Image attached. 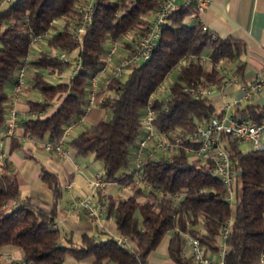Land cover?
<instances>
[{"label": "trees", "instance_id": "trees-1", "mask_svg": "<svg viewBox=\"0 0 264 264\" xmlns=\"http://www.w3.org/2000/svg\"><path fill=\"white\" fill-rule=\"evenodd\" d=\"M81 1L9 0L0 5V26L4 25L0 30V129L5 123L7 86L33 34L54 28L44 38L45 47L26 62L24 87L38 91L40 98L26 97L27 109L33 115L22 119L20 125L23 134L42 143L58 137L65 124L84 110L89 77L102 63L107 37L117 39L124 50L161 2L93 0L76 48L70 30ZM194 13L189 4L171 9L149 56L130 66L124 78L110 76L104 97L96 101L107 114L83 124L67 139L75 154H91L101 161L100 172L107 181L131 187L124 196L107 193L105 216L112 217L116 234L126 235L133 246L119 245L112 234L97 238L83 231L74 239L61 230L54 218L62 193L55 172L44 166L38 172L51 189L48 209L34 205L27 195L19 196L15 177L0 172V245L19 246L24 264H63L66 255L75 259L91 255V264H103L105 259L116 264H146L147 254L165 233L169 257L177 264H196L181 253V235L197 236L206 250L213 251L219 227L229 215L222 264H259L258 257L264 251V148L241 150L238 139L223 140L234 170L232 205L225 201L223 185L211 171L210 162L190 158L184 152L183 146L191 144L187 138L168 153L144 156L138 167L132 162L146 106L154 110V129L184 134L192 130L195 119L218 114L220 109L207 93L192 95L183 86L219 85L230 70L242 74L243 40L232 34L214 35L199 20L190 19ZM52 18L57 22L50 23ZM58 49L76 50L79 55L80 63L68 77H58L70 66L69 59L56 55ZM192 53L195 59L188 57L174 67L181 57ZM172 69L176 70L168 84V98L151 97ZM231 111L260 121L264 103L246 102ZM144 181L150 187L144 186ZM0 264L13 263L0 260Z\"/></svg>", "mask_w": 264, "mask_h": 264}, {"label": "built area", "instance_id": "built-area-1", "mask_svg": "<svg viewBox=\"0 0 264 264\" xmlns=\"http://www.w3.org/2000/svg\"><path fill=\"white\" fill-rule=\"evenodd\" d=\"M9 0H0V5ZM93 0H82L80 5V12L77 18L73 21L70 34L75 40L77 47L80 46L82 36L85 32L86 24L88 22ZM209 0H161L159 5L153 9L152 16L149 18L145 28L131 41L130 46L121 50L117 56L114 54L117 51L118 40L112 37H107L104 53L102 56V63L99 68L91 74L87 84L86 102L84 110L73 117L62 129V133L55 139L43 141L42 147L46 150L52 151L58 155H66L67 149L64 146V135L72 130V128L82 124L86 118V112L89 107L96 100L97 90H99V98L105 95V86L110 76H120L123 69L129 68L137 64L139 61L147 58L150 50L155 44L161 24L165 21L168 12L178 7V5H192L195 9V15L198 17L204 9ZM57 19L52 18L50 23H56ZM50 27L35 33L31 36V41L44 39L49 35ZM30 41V42H31ZM56 55L61 59H69L70 66L68 75L65 72H60L59 76H70L80 63L79 55L76 50L68 51L58 49ZM196 58V54H188L181 57L174 65L177 66L187 58ZM202 59H207L206 55H201ZM28 60V52L23 57L22 62L17 67L13 80L10 84V92L13 98H16L22 91L26 76V62ZM110 66V73L102 76L101 73ZM98 77L99 80H98ZM234 78V74L229 75L226 80ZM223 83V82H221ZM264 84V72L259 75L240 82L239 87L242 92L241 97H251L254 92L259 90ZM183 89L192 95L200 93H209V87H187ZM152 97V93H151ZM168 98V93L163 97ZM240 97L233 96L231 99H223L221 103L220 113L209 114L202 119H195L193 128L190 132L178 134L176 132H167L163 130H156L153 127L152 119L154 110L150 106H146L141 116L142 133L136 141L132 153V162L135 167H138L142 162L144 156L149 157L156 155L158 151L164 150L170 152L180 145L181 140L187 138L191 144L183 146L190 158L205 159L210 162L211 171L218 177L223 185V197L225 201L232 205L233 202V174L234 170L231 168V162L226 148L223 145V140L226 137L236 138L240 140L249 141L253 148H264V141L261 136L264 133V118L260 121H253L247 116H239L233 114L231 111L239 102ZM11 102V101H10ZM9 102V103H10ZM7 104L5 123L0 129V141L3 136L12 135L16 127V109L13 104ZM139 177V176H138ZM108 181L104 178L101 172H95L88 180L90 190L84 194L73 197L68 202V209L73 210L81 208L88 216L96 221L105 215L107 190L105 185ZM144 186L150 187L148 182H142ZM94 195H96L94 197ZM175 196H178L177 194ZM231 215H229L219 227L217 233V247L213 251L206 250L200 243L197 236L185 233L183 236L182 254L189 257V259L196 264H222L223 253L225 249V238L230 226ZM114 240L119 245L129 246L130 240L124 234L113 235ZM213 252V257H212ZM259 264H264V251L258 257Z\"/></svg>", "mask_w": 264, "mask_h": 264}, {"label": "crops", "instance_id": "crops-1", "mask_svg": "<svg viewBox=\"0 0 264 264\" xmlns=\"http://www.w3.org/2000/svg\"><path fill=\"white\" fill-rule=\"evenodd\" d=\"M151 16L152 13H150L149 18ZM190 19L199 20L214 35L232 34L244 42V50L240 55L244 61L242 74L239 75L235 70H230L225 73L224 79L221 81L223 83L209 86L208 96L216 109L221 108L223 99L229 100L233 96L240 97L235 107L246 102L264 103V84L248 98L241 97L242 92L239 87L241 81L251 79L255 74L261 75L264 72V0H209L200 16L192 14ZM205 62L207 63L208 60ZM64 72L65 75H68L69 69H65ZM231 74H234V78L226 80ZM7 93L8 103L11 101L9 104H13L16 109L17 123L14 133L3 136L0 141V172H7L15 177L19 196L27 195L34 205L45 209L51 205V189L39 177L38 172L40 166L55 172L62 186V193L55 207L56 225L71 237L73 235L78 237L79 233L83 231L93 234V229L97 227L98 232L105 235L111 234L104 230L105 223L111 216L104 215L102 220L96 221L81 208L68 209V202L71 198L90 190L88 180L95 172H98L97 163L93 161L94 158L90 154L85 156L75 154L67 139L76 134L83 124L93 122L101 115L98 109L99 105L96 103L99 98V90H97L96 100L86 112L85 121L64 135V146L67 149V154L64 156L46 149L41 150L40 148H43L41 141L34 140L29 135L22 133L20 121L33 115V112L28 111L26 103V97L31 95V91H27L23 87L21 93L13 98L10 85H8ZM60 97L61 94L53 102L59 101ZM261 138L264 141V133ZM165 153L167 152L161 150L156 155ZM121 185L129 186L128 184ZM120 186L108 181L105 188L108 193L118 195ZM198 228L201 229V226ZM184 234L180 238L181 248L183 247ZM167 240L168 233H165L147 254L146 264H177L168 255ZM131 246L133 243L130 241L129 247ZM0 260H7L13 264H24L22 249L13 244H1ZM92 260L93 256L91 255L78 259L66 255L63 264H91ZM103 264L116 263L111 259H105Z\"/></svg>", "mask_w": 264, "mask_h": 264}, {"label": "rangeland", "instance_id": "rangeland-1", "mask_svg": "<svg viewBox=\"0 0 264 264\" xmlns=\"http://www.w3.org/2000/svg\"><path fill=\"white\" fill-rule=\"evenodd\" d=\"M4 3H2V4H4ZM3 27H4V25H1L0 26V30H2ZM53 30H54V28H50L49 29V33H51ZM41 47H45V41H44V39L37 40V41H31L29 43L28 51H27L28 52V58L31 59L32 57H34L36 55V53L38 52V50ZM120 48H121V45L118 44L117 51L114 54V57L117 56L118 53L121 51ZM127 70H128V68L123 69L122 74L120 75V78H124L126 76ZM175 70L176 69H172L167 74V76L163 78V80L158 84V86L156 87V89L152 92V96H158L159 98H163L167 94L168 84L171 81V79L173 78L174 73H175ZM108 73H110V66L109 65H107L106 69L101 73V75L104 76V75H106ZM47 77L49 79H51V80L54 79V77H51L49 75ZM99 78L100 77H98V80H99ZM30 91H31V95L30 96L35 97V99H39L40 98V95H39L38 91H36V90H30ZM98 109L100 110V113L101 114H104V115L107 114V111L104 108H102L101 106H99ZM237 145H238V147L241 150H246V149L252 148L251 143L249 141H245V140L238 139L237 140ZM40 149L42 150L44 148H40ZM90 156L92 157L91 154H90ZM93 161H95L97 163L96 164V168H97V171L100 172V170H101V161L99 159H93ZM130 190H131V187L130 186L121 185L120 186V189H119V191H118L117 194L119 196H124L127 193H129ZM97 228L93 229L92 232L95 235V237L102 238L105 234L98 232L97 231ZM104 230L106 232H108V233L110 232L113 235L116 234L112 217L105 223V229ZM73 237H74V239H77L78 238L76 235H73ZM62 241H63V239L61 238V242ZM211 255H212V257L214 256L213 255V252H212Z\"/></svg>", "mask_w": 264, "mask_h": 264}]
</instances>
